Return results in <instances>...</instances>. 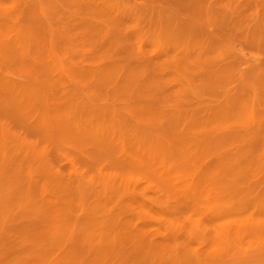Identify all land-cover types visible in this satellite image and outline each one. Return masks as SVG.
Listing matches in <instances>:
<instances>
[{
  "label": "bare ground",
  "instance_id": "obj_1",
  "mask_svg": "<svg viewBox=\"0 0 264 264\" xmlns=\"http://www.w3.org/2000/svg\"><path fill=\"white\" fill-rule=\"evenodd\" d=\"M0 264H264V0H0Z\"/></svg>",
  "mask_w": 264,
  "mask_h": 264
}]
</instances>
